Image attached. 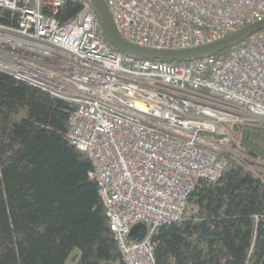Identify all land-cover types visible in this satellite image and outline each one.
<instances>
[{
    "label": "built area",
    "instance_id": "1",
    "mask_svg": "<svg viewBox=\"0 0 264 264\" xmlns=\"http://www.w3.org/2000/svg\"><path fill=\"white\" fill-rule=\"evenodd\" d=\"M68 1L0 0L15 16L0 23V71L76 104L67 140L91 162L123 262L155 264L150 237L131 242V228L179 221L199 182L217 181L225 169L217 153L232 152L223 129L264 123V35L221 57L137 59L108 47L86 1L61 22ZM106 5L123 41L161 52L212 45L264 21V0Z\"/></svg>",
    "mask_w": 264,
    "mask_h": 264
},
{
    "label": "trees",
    "instance_id": "2",
    "mask_svg": "<svg viewBox=\"0 0 264 264\" xmlns=\"http://www.w3.org/2000/svg\"><path fill=\"white\" fill-rule=\"evenodd\" d=\"M83 1L109 48L127 56L113 49L90 0L66 2L57 18L73 20ZM0 23L14 24V14L0 9ZM75 109L0 71V264H65L75 249L77 264H124L91 162L67 140ZM223 135L232 153H217L226 162L220 178L199 182L179 221L147 227L155 264H264V123L233 124Z\"/></svg>",
    "mask_w": 264,
    "mask_h": 264
},
{
    "label": "water",
    "instance_id": "3",
    "mask_svg": "<svg viewBox=\"0 0 264 264\" xmlns=\"http://www.w3.org/2000/svg\"><path fill=\"white\" fill-rule=\"evenodd\" d=\"M90 1L95 6L102 20L107 26L108 38L110 40L112 47L119 52H122L128 56L137 59L152 60L157 62H170V63L189 61L193 59L202 58L205 56H211V55L223 53L226 50L233 49L243 44L244 42H246L248 39L255 36L256 34L264 32V21H261L247 27L240 33L233 35L221 42L214 43L212 45H208L205 47L184 50V51H173V52L155 51L145 48H139L123 41L114 27L112 16L106 5V2L104 0H90ZM146 233H147V227L145 225L142 224L135 225L131 228L129 239L136 243H139L143 241V239L146 236Z\"/></svg>",
    "mask_w": 264,
    "mask_h": 264
},
{
    "label": "rangeland",
    "instance_id": "4",
    "mask_svg": "<svg viewBox=\"0 0 264 264\" xmlns=\"http://www.w3.org/2000/svg\"><path fill=\"white\" fill-rule=\"evenodd\" d=\"M80 257V252L78 249H75L71 252L65 264H77Z\"/></svg>",
    "mask_w": 264,
    "mask_h": 264
},
{
    "label": "bare ground",
    "instance_id": "5",
    "mask_svg": "<svg viewBox=\"0 0 264 264\" xmlns=\"http://www.w3.org/2000/svg\"><path fill=\"white\" fill-rule=\"evenodd\" d=\"M247 27V26H246ZM239 31V30H238ZM109 47V46H108ZM114 49V48H113ZM117 51V50H116ZM119 52V51H118ZM116 54H117V52H115ZM120 55V54H119ZM126 55V54H125ZM128 56V55H127ZM67 133H68V131H67ZM73 147V146H72ZM77 150V149H76ZM156 229V228H155ZM154 229V230H155ZM148 231V230H147ZM148 233V232H147ZM149 234V233H148ZM118 248V247H117ZM120 254V253H119ZM121 255V254H120Z\"/></svg>",
    "mask_w": 264,
    "mask_h": 264
}]
</instances>
